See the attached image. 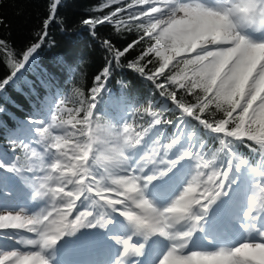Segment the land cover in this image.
Wrapping results in <instances>:
<instances>
[{
	"label": "snow or ice",
	"instance_id": "6c2138e0",
	"mask_svg": "<svg viewBox=\"0 0 264 264\" xmlns=\"http://www.w3.org/2000/svg\"><path fill=\"white\" fill-rule=\"evenodd\" d=\"M61 3L62 0H51L49 18L43 21L34 43L23 49H9L10 59L0 60L8 69L0 78V95L5 85L10 89L22 81V76L16 73L26 63L29 70L37 69L33 79H23L30 102L35 105L31 112L36 113L29 117L28 123L38 126L36 135L39 143H43L42 151L48 153L46 167L43 160L39 166L36 164L35 150L29 159L26 144L12 146L10 160L0 158L3 170L0 197L4 190L13 191L9 187V180L13 179L14 189L47 204L32 216L23 209L18 212L0 209V229L13 230V235L21 232L15 231L20 229L33 234L26 245L39 249L0 255V264H50L43 253L66 236L76 237L82 233L81 229L94 233L95 242L103 246L104 258L99 264H150L149 250L156 251L165 241L167 251L157 264H264V198L257 201L253 197L248 202L246 192L249 182L255 184L257 180L256 186L264 190V61L256 63V49L234 57L230 52H221L226 61L224 76L232 77V83L225 86L221 79L209 93L205 83L180 78L184 66L193 57L215 54L218 49L233 45L209 43L192 51L194 55L172 59L175 64L167 72L170 63L159 53L165 46L161 33L170 24L187 18L193 11L210 9L213 0L195 4L188 0H107L104 7L110 4L118 7L82 20L84 26L97 34L98 26L112 27V34L100 39L107 59L94 77L96 84L90 92L72 87L71 106L69 97L52 102L54 74L46 68H37L35 58L31 63L29 60L41 40L46 43L49 26H56L53 21ZM133 31L137 35L131 42L122 39L126 32ZM2 39L0 50L8 49V41ZM136 46L142 51L129 61ZM153 56L159 59L153 60ZM245 56L249 58L247 64L243 63ZM229 57H232L230 62ZM55 64L62 68L66 60L58 58ZM125 68L150 86V94L136 105H130L121 94L112 99L111 112L102 111L96 102L101 85L117 69ZM79 75L83 82V73ZM241 82L244 83L242 99L237 96L232 103L217 102L218 93L227 94L231 86H239ZM97 113L129 138L123 162L108 177L95 169L92 160L82 163L83 170L77 175H65L64 170L72 167L75 158L87 152L86 143L75 141L74 133L83 132L89 116L94 120ZM64 114L70 119L65 120ZM68 124L75 132L64 129L68 132L65 135L56 131ZM69 139L73 140L75 150L66 152L61 145H67ZM240 145L248 149L247 158L239 154ZM184 161L193 163L187 186L170 203L158 204V199L162 202L169 199L171 189L164 188L155 194L152 189L169 179ZM257 161L259 172H256ZM82 177L83 183H79ZM176 179L183 183L185 177ZM221 204L224 205L221 214L210 223L209 213ZM74 208L76 214L72 215ZM198 233L204 234L200 242L207 240L208 247L216 250H193ZM253 233L259 242H251ZM237 236L245 239L237 240ZM109 240L114 243L109 245Z\"/></svg>",
	"mask_w": 264,
	"mask_h": 264
},
{
	"label": "trees",
	"instance_id": "16d2710c",
	"mask_svg": "<svg viewBox=\"0 0 264 264\" xmlns=\"http://www.w3.org/2000/svg\"><path fill=\"white\" fill-rule=\"evenodd\" d=\"M106 3L107 0H62V3L58 6V16H55L53 21L56 26H49L46 43L41 40L40 46L32 56L36 59L37 68H46L54 74L55 83L52 102L69 97V106H71L70 91L72 87L78 86L82 90L90 92L91 87L96 84L94 77L99 74L107 59L103 48L100 46V39L111 35L112 27L98 26L99 32L97 34L84 26L82 20L91 18L93 15H99L102 12L107 13L109 9L118 7L116 4H110L106 8L104 7ZM50 4L51 0H0V21H3L0 24V43L3 42L2 38L8 41V49L0 50V60L10 59L8 56L9 49H23L30 42H35L33 39L36 33L41 30L43 21L49 18ZM117 15L123 14L117 12ZM65 24L66 28L64 27ZM136 35L135 31L126 32L122 39L131 42ZM163 41L165 46L161 50L168 49L165 39ZM184 47V43L180 42L178 47L173 48L178 51L179 48L181 50ZM146 48L147 44L144 45V49ZM141 51V47L136 46L130 53L129 61L139 55ZM159 54L165 59L161 53ZM32 58L29 63H31ZM58 58H64L66 66L58 68L55 64ZM152 59L158 60L159 58L153 56ZM177 59H180V57ZM198 60V58L193 57L184 66L180 78L205 83L207 91L211 93L219 81H216V74L212 69L203 66L198 67L196 64ZM61 62L64 63L63 60ZM173 64H175V60L169 64L165 72L169 71ZM35 70L37 69L29 70V64L26 63L16 75L22 76L23 79H33ZM7 71L5 65L0 64V78L5 76ZM81 72L84 75L83 82H81V76L79 75ZM23 79L10 89L8 85H5V91L0 95V109H3V111H0V158L3 159L6 158L8 153L12 152V146L19 142L18 131L22 125L21 121L29 119L31 115H36V113L31 112L35 105L30 102ZM225 86H227L226 82ZM121 94L127 97L130 105H136L146 94H150V86L132 70L117 69L111 79H106L105 84L101 85V93L98 95L96 102L100 105L102 111L111 112L112 99L119 98ZM151 94L154 95L155 93ZM237 96H239L238 90L231 86L227 94L221 95L218 93L217 102L232 103ZM64 119L67 120L70 117L64 114ZM88 120L89 123L84 125L85 130L83 132L74 133V139L86 138L88 125H99L101 129L100 144L104 145L105 148L112 149L114 142L119 138L117 125L101 113H97L94 120L89 116ZM77 123H80V121H77ZM63 128L75 132L70 124L64 125ZM67 134L68 132L65 131V135ZM205 139L210 140L211 138L206 137ZM237 150L241 156L247 158L248 149L240 145Z\"/></svg>",
	"mask_w": 264,
	"mask_h": 264
},
{
	"label": "rangeland",
	"instance_id": "374dc122",
	"mask_svg": "<svg viewBox=\"0 0 264 264\" xmlns=\"http://www.w3.org/2000/svg\"><path fill=\"white\" fill-rule=\"evenodd\" d=\"M144 2H147V0H144ZM211 7H214V6H211ZM253 7H254L253 3L246 1L242 4L241 9H244L245 11H249L250 9H253ZM212 10H215V11H211V10L193 11L187 15V18L181 19L179 22H173L172 24H170L168 29H165V31L161 33V37L165 39L166 46H168V49H163L161 50L160 53L165 57L167 63H171V60L176 57L178 58L179 56H182V55H194V53H191L192 51H195L196 49L199 50L198 48L200 47H206L209 43L219 44V45H224V44L233 45V47L231 48L218 49L215 54L208 53V54H205L204 56L196 57L199 59L198 62L196 63L198 67L203 66V67L212 69L216 74L217 82L220 81L221 79H224L227 86H230L233 78L232 77L225 78L224 71L226 67V61L224 57L220 56V53L223 51H227V52L232 53V56L234 57L240 52L249 51L251 49H256L255 61L256 63H259L260 61H264V47H261L262 45H264V41H260L255 44L245 42L242 36L236 33L237 31L233 30L235 29L234 25H233V28H230L231 25L229 21L225 17L222 16L223 13H221L220 11H217L216 9H212ZM153 30H155V28H153ZM180 42H183L185 47L181 50H179L180 49L179 48L178 51L174 50V48L179 46ZM213 56H218L220 58L218 60L212 59ZM231 58L232 57L227 58V61L230 62ZM243 63L244 64L249 63V58L247 56L244 57ZM233 87L238 90L239 96L242 99L241 94L244 89V83L241 82L239 86H233ZM21 122H22L21 123L22 125L18 131L19 138L23 137L25 138V141H29L28 138L33 136V133L36 131V128L38 126L35 124L30 125L28 123V119L22 120ZM92 134L95 140L93 158L89 156L90 154L89 151L91 149V143L89 141V137L83 140L74 139L76 141H80L81 143H86L87 152H85L83 156H77L75 158L72 164V167L66 168L64 170L65 175H71V176L77 175L79 171L83 170L80 167V165L82 163H87L89 160L92 159V164L95 167V169H97L101 174H103V176L108 177L123 162L122 157L124 156V153L127 150V146L129 142L128 139L118 138V140L114 142L113 148L109 149V148H105V146L101 145L99 142V138L101 134V129L99 125ZM72 143H73V140L69 139L68 144L61 145V147H63L66 152L67 151L70 152L71 150L74 151L75 148L73 147ZM21 144H26V143L23 142ZM29 144H30L29 146L26 144L29 147V151L27 153V155H29V159H32L30 155L31 151L35 150L39 152L37 153V156L35 157L36 164L39 166L41 164L42 158H45L46 162L44 160L43 162H44V166L46 167L47 162H48V156H46L45 154H42V153H47V152L42 151L43 143H39V137L37 136L36 142H34L33 140H30ZM11 156H12V152L8 153L5 159L10 160ZM69 158L71 159V157ZM49 162H51V154H49ZM191 163H192L191 161H184L182 162L181 167L178 169L179 174L176 176V178L183 175L185 177L183 183H180L177 181V179H175L174 185L164 186L165 188L169 186L168 188L171 189L170 193L173 194V196L176 198H178L180 192L182 191V188L187 186V180L190 179V176H191V172L189 171L188 167L191 165ZM192 168L193 166L191 167V170ZM2 171L3 170L0 169V172ZM146 171H149V170H146ZM256 172H259V164L256 168ZM174 175H176V172L174 173ZM258 181L259 180H257L256 183H258ZM167 182H168V179L164 181L163 184H166ZM79 183H83V177L81 181H79ZM256 183L253 184L255 187L251 186L250 198L253 199V196H254L255 199L259 201L260 196L262 194V190L258 187L256 188ZM14 186H15V180L10 179L9 187L13 188V191L4 190L3 197H0V209L13 211V212H18L20 211V209H23L26 215L28 216L34 215L33 207L35 206V201L32 200L26 193L20 191L19 189H14ZM161 189H164V188L155 187L152 189V192L154 194L155 191H160ZM39 203H42V202L39 201ZM157 203L158 204L164 203V201L162 202L158 199ZM77 204L79 205V201L77 202ZM87 207H92V206L87 205ZM74 214H76V208L72 210V215ZM71 218L72 216L70 215L69 219ZM0 231H7L6 233L0 234V255L11 253L13 251L24 253L28 251H38L39 250L38 248H32L26 245V241L32 238L31 233H23L22 229L15 230V231H21V232L15 233L14 235H13V230L0 229ZM64 239L60 240L56 246L63 243ZM252 241L259 242V240L257 239V236H254ZM204 242L207 244V240H204ZM204 242H202L201 245H203ZM92 243L94 246H96L95 241H93ZM162 243L165 244L164 246L167 250V242L165 241ZM87 247L90 248V250L92 251V255L96 254V252H94L96 249L93 250L90 245H88ZM71 248L75 249L74 250L75 254L80 251L79 248H77L76 246H71ZM163 249L164 247H160L159 253L155 252V254L152 256L153 259L151 260V258L149 257L148 260L152 264H157V261L160 259V258L158 259V257L163 253L162 252ZM212 249H215V248H212ZM69 252L70 250L63 251V255H66L65 263L63 264H72V262L71 263H68V262L73 261V260L79 261L80 264H89L88 258L85 256V254H81V255L77 254L78 257H73L72 260L68 261L67 256L69 255ZM102 256H104L103 253L100 254V257ZM94 258H95V261L98 260L97 259L98 257L94 256ZM102 259L98 260L97 263L100 262Z\"/></svg>",
	"mask_w": 264,
	"mask_h": 264
},
{
	"label": "bare ground",
	"instance_id": "6f19581e",
	"mask_svg": "<svg viewBox=\"0 0 264 264\" xmlns=\"http://www.w3.org/2000/svg\"><path fill=\"white\" fill-rule=\"evenodd\" d=\"M221 1V0H220ZM220 1L219 0H214V4H218V5H220L219 3H220ZM259 46V45H258ZM81 231H82V233H77V236L76 237H68V236H66L65 237V239H64V242L63 243H61L60 245H58V246H56V247H54V250L56 249V248H70L69 250H70V252H69V255L67 256V260L69 261L72 257H74V256H72L71 257V255H70V253H71V251H74L75 249L74 248H71V246H76L77 248H79V252L78 253H76V254H85V256L87 257V258H90V255L93 257V259H94V255H92V251L90 250V248H88L87 246L88 245H90L91 246V244H90V239L93 237V235H94V233H92V232H89L88 230H84V229H81ZM203 237V233H198L197 234V236L196 237H194L195 239H197V243L201 240V238ZM253 240V239H252ZM255 241V240H254ZM88 244V245H86V244ZM165 244L164 243H161L160 245H159V247H158V249L156 250V251H153V250H149V252H148V256H147V259H149V257L151 258V260L153 259V255L155 254V252H157V253H159V248L160 247H164V249L162 250V252L164 253L165 251H166V248H165V246H164ZM197 245V244H196ZM196 245L195 246H193V249L196 247ZM74 253V255H75V251L73 252ZM50 257H51V255H50ZM100 257V256H99ZM97 258L98 260H100L101 258ZM103 257V256H102ZM143 259V258H142ZM97 260V261H98ZM97 261H95V264H99V262L97 263Z\"/></svg>",
	"mask_w": 264,
	"mask_h": 264
}]
</instances>
